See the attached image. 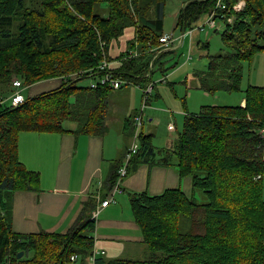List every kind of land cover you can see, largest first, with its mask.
<instances>
[{
  "label": "trees",
  "instance_id": "obj_1",
  "mask_svg": "<svg viewBox=\"0 0 264 264\" xmlns=\"http://www.w3.org/2000/svg\"><path fill=\"white\" fill-rule=\"evenodd\" d=\"M244 1V8L233 12V24L225 21L222 39L229 52L209 57L206 70L193 72L198 88L204 91L238 90L243 61L264 50V0ZM225 3L226 10L215 12V0H188L178 12L176 25L184 32L194 19L213 11L218 18H231L225 15L230 3ZM164 9L165 0H0V95L14 79L26 87L39 78L65 77L55 89L28 97L18 106L0 108V264H65L72 255L91 264H232V247L225 235L232 208L242 204L251 217L246 233L234 236L247 241L238 254L239 263L264 264V86H248L244 106H202L195 114L187 113L182 133L171 148L156 149L149 143L152 135L140 133L139 149L129 161L128 172L143 163L171 166L192 183L190 195L180 188L158 195L129 193L149 251L147 260L111 259L101 253L93 257L96 217L92 212L115 184L125 155L100 193L83 203L66 233L12 230V194L35 190L39 183V174L17 157L19 133L62 132L64 121H74L76 134L104 135L112 88L78 86L79 79L72 80L75 74L69 79L66 73L77 67L79 71L95 69L104 57L110 60L111 41L125 28L134 27V37L114 72L126 83L119 90L132 84L144 86L151 77L146 75L155 54L152 49L162 36ZM190 59L191 55L186 57ZM133 125L134 120L125 119L126 136H132ZM195 192L204 199L197 202ZM199 210L204 213L201 232L195 234L178 225L179 218ZM19 252L23 253L20 258Z\"/></svg>",
  "mask_w": 264,
  "mask_h": 264
},
{
  "label": "crops",
  "instance_id": "obj_2",
  "mask_svg": "<svg viewBox=\"0 0 264 264\" xmlns=\"http://www.w3.org/2000/svg\"><path fill=\"white\" fill-rule=\"evenodd\" d=\"M133 37L134 28L127 27L117 40L109 44L108 61L113 71L119 70L122 63L119 57ZM63 80L58 77L35 83L28 87V97L55 89ZM112 90L121 91L119 88ZM128 93L116 96L128 100ZM240 106H244L243 98ZM108 113L107 109L106 115ZM62 126V132L28 130L19 133L17 157L28 170L39 174V183L35 190H17L12 194L13 232L66 233L83 203L89 196L98 195L112 169L117 170L116 166L124 156L123 150L126 151L129 145L120 147L108 131L102 136L76 134L74 121H64ZM120 188L121 191L114 193L113 200L100 209L94 228V250L111 259H128L123 255L134 248V243H143L129 193L158 195L165 189L180 188L190 194L192 183L189 176H179L174 167L140 164L132 175L127 174L122 179Z\"/></svg>",
  "mask_w": 264,
  "mask_h": 264
},
{
  "label": "rangeland",
  "instance_id": "obj_3",
  "mask_svg": "<svg viewBox=\"0 0 264 264\" xmlns=\"http://www.w3.org/2000/svg\"><path fill=\"white\" fill-rule=\"evenodd\" d=\"M187 1L188 0H165L162 32L165 34H172L173 39L176 41L173 44L174 48H169V51L160 54L155 60L153 72L149 80V82L153 83V90L147 98L145 99V96L143 97L144 86L142 84H132L126 88H124V86L123 90H112L108 95L107 109L109 113L106 115L105 124L114 142L117 139L120 147L123 148L129 144L127 149H125L126 151L123 150L124 155L129 151L136 131L134 125L132 136H126V133H124V122L125 119H130L131 121L134 114V116H138L142 111L143 124L138 130V135L140 136L141 132L146 135H152L149 141L151 146L156 149H168L173 147L178 135L182 133L183 121L187 113L194 114L199 112L202 106H239L240 100L243 98L244 92L248 86H264V50H259L254 52L250 61H243L242 79L238 90L232 92L222 90L208 92L198 88L197 80L193 77L194 70H206L209 57L229 52L230 48L222 39V34L225 30V21L233 24L236 16L233 12L241 11L245 6V1L227 0L230 3L228 4L230 11H226L225 15L226 17H231V21L229 22L226 19H221L216 16L214 28H207L205 26V30L203 31L199 30L198 27L207 21V16L210 14H201L198 18L193 20L191 27L186 28V31H188L189 28H194L196 30L191 39L189 36H183L180 26L176 25L178 12ZM227 1L215 0L214 11L217 12L219 4H226L225 2ZM27 4H29V1H27ZM235 5L238 7L237 10L233 9ZM96 6L97 4H94V7L97 9ZM103 12H106V10L104 9ZM118 38L113 40H117ZM159 47L162 46L158 44L153 48L157 49ZM133 52L134 51L131 52V55L135 56L136 53ZM188 52L191 54V59L186 61ZM57 56L59 57V54L54 55V57ZM79 69L81 68L77 67L75 70L72 69L70 73H66L69 74L68 78L70 79L71 75L78 73ZM53 78L58 77L39 78L34 84L42 80L45 81ZM91 82V79H80L77 84L78 86L89 87ZM21 83L23 84V82ZM147 83L148 82H146V84ZM28 87L29 86L24 87L22 92L25 100L28 98ZM12 91L11 84L2 95L8 96ZM127 92H129L128 100H121V98L116 96L118 94H126ZM144 101L145 107L142 106ZM3 106L10 107L8 99ZM139 138L140 137L136 139L137 144ZM262 170L261 198L264 202V163ZM133 173L134 171L130 170L127 174L132 175ZM193 198L197 202L204 199L203 195L199 192H195ZM232 209L234 212L233 215L230 213L231 222L228 223L225 238L227 239L226 243L232 247V252L231 254L229 253L230 258L233 260L232 264H241L239 263L238 254L242 252L241 248L247 241H237L234 236L241 234V236H243L246 233L251 213L249 208L243 204L238 207H233ZM203 218L204 213L199 210L198 212L191 213L188 217L179 218L178 225L184 226L186 230L189 229L192 233L196 234L202 231L201 226ZM134 244V248L123 256L127 257V260L136 262L147 260L149 251L146 246L143 243ZM68 264H91V261L80 256L75 262L69 261Z\"/></svg>",
  "mask_w": 264,
  "mask_h": 264
},
{
  "label": "built area",
  "instance_id": "obj_4",
  "mask_svg": "<svg viewBox=\"0 0 264 264\" xmlns=\"http://www.w3.org/2000/svg\"><path fill=\"white\" fill-rule=\"evenodd\" d=\"M218 8L221 9V10H224L226 8V4H223V3L219 4ZM233 8L236 9V10L238 9V7L236 5ZM216 16H217V14H215V12L214 13L212 12L208 16L207 21L205 23H203L202 25H200L198 27V29L203 31V30H205V26L207 28H214V26H215V17ZM221 17L224 18V15H222ZM226 20H228L229 22L231 21L230 18H226ZM194 30L195 29L192 28V29H189L188 31H184V32H182V35L183 36L190 35ZM175 41L176 40L173 39L172 34H163L159 38V42H160L161 46H163V47H169L170 46V48H173V44L175 43ZM187 58H190V55H187ZM105 66H106V63L103 62V64H101L100 68H105ZM92 73H93V71L90 70L89 74H92ZM100 83L109 84V86H111L112 88L121 87L120 84H119V81L114 80L112 75L109 72H105L104 76H102L101 79H100ZM11 84H12V90L13 91L8 96H3L2 94L0 95V108L3 107V105L6 103L7 99L9 101V105L11 107H15V106L21 104L24 101V99H25L24 96H23V93H22L23 90H24V87L22 86L21 81L19 79H14ZM95 85L96 84L93 83V84H91V87H95ZM150 89L151 88L149 86L148 90H150ZM135 150H136V146H130V149H129V151L127 153H134ZM127 158H128V156H127ZM127 158L124 159V163L127 160ZM125 176H126V169L123 167L122 169H120L119 174H118V178L116 179L115 184L113 185L112 189L110 190L108 197L105 198L103 201H101L97 205V207L94 209V211L92 212V216L93 217H97L100 209L106 207L113 200V196H114V193L116 191H121L120 183H121L122 179ZM97 253H99V252L94 250L93 257ZM93 257H92L91 260H93ZM76 259H77L76 256L72 255L69 258V261L70 262H75ZM65 264H68V263H65Z\"/></svg>",
  "mask_w": 264,
  "mask_h": 264
},
{
  "label": "bare ground",
  "instance_id": "obj_5",
  "mask_svg": "<svg viewBox=\"0 0 264 264\" xmlns=\"http://www.w3.org/2000/svg\"><path fill=\"white\" fill-rule=\"evenodd\" d=\"M240 10V9H239ZM159 44H160V42H159ZM161 45V44H160ZM170 48V46L169 47H159V48H157V49H152L153 50V52L155 53L154 55H153V57H152V60H151V62H150V65H149V67H150V69H149V71H148V73H147V75L146 76H151V74H152V72H153V64H154V62H155V60H156V58L158 57V55L162 52H165V51H169L168 49ZM103 62H105L106 63V66H105V68H100V66H101V64H103ZM90 70H92L93 71V73L92 74H89V71ZM90 70H82V71H79L78 73H75V76H76V78L74 77V80L76 81L77 79H91L92 80V82H91V84H93V83H95L96 85H95V87H91V84L89 85V87L90 88H92V89H96V88H98V87H110V88H112L111 86H109V84H102V83H100V79H101V77L102 76H104V74H105V72H109L111 75H112V77H113V79L114 80H116V81H119V84H120V86H122L123 84H126L125 83V81H123V80H121L120 78H117L116 76V73L110 68V63H109V61L104 57L103 58V60L101 61V63H100V65H98L95 69H90ZM74 75V74H73ZM150 86V90H148V87ZM152 90H153V83H151V82H148L146 85H144V94H143V97L146 99L147 98V96L152 92ZM25 100V99H24ZM24 102V101H23ZM22 102V103H23ZM21 103V104H22ZM20 105V104H19ZM18 106V105H17ZM143 107H145V101L143 102V105H142ZM133 120H134V123H135V128H136V131H135V133H134V136H133V142H132V144H131V146H136V150H135V152L134 153H126L125 154V157H124V159L125 158H127V156H128V158H127V160L125 161V163L123 162V165H122V167L120 168V169H122L123 167L126 169V175H127V173H128V165H129V161H130V159L132 158V156L134 155V154H136V152L138 151V149H139V141H138V144L136 143V139L139 137V135H138V130H139V128L142 126V124H143V120H142V111L139 113V115L138 116H134V118H133ZM126 164V165H125ZM120 169H119V171H120ZM119 171H118V174H119Z\"/></svg>",
  "mask_w": 264,
  "mask_h": 264
},
{
  "label": "water",
  "instance_id": "obj_6",
  "mask_svg": "<svg viewBox=\"0 0 264 264\" xmlns=\"http://www.w3.org/2000/svg\"><path fill=\"white\" fill-rule=\"evenodd\" d=\"M22 252H19V254H18V258H20L21 256H22Z\"/></svg>",
  "mask_w": 264,
  "mask_h": 264
}]
</instances>
